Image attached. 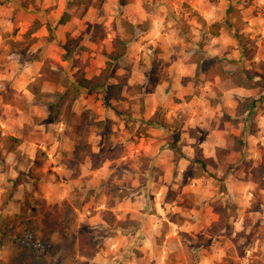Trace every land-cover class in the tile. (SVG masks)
I'll list each match as a JSON object with an SVG mask.
<instances>
[{"label": "rangeland", "instance_id": "1", "mask_svg": "<svg viewBox=\"0 0 264 264\" xmlns=\"http://www.w3.org/2000/svg\"><path fill=\"white\" fill-rule=\"evenodd\" d=\"M76 1L0 0L1 62L36 76L51 101L65 79L100 73L116 35L127 39L114 88L85 91L61 114L32 92L11 94L47 129L32 128L35 144L22 146L0 125V264H216L239 251L264 261V190L253 178L264 147V0ZM212 57L229 78L206 70ZM15 113L10 131L22 134ZM217 147L231 149L226 162ZM40 149L43 165L51 149L64 170H41ZM217 201L229 212L218 231ZM11 203L18 213L3 211ZM26 219L41 247L23 241Z\"/></svg>", "mask_w": 264, "mask_h": 264}, {"label": "trees", "instance_id": "2", "mask_svg": "<svg viewBox=\"0 0 264 264\" xmlns=\"http://www.w3.org/2000/svg\"><path fill=\"white\" fill-rule=\"evenodd\" d=\"M76 2L81 4L79 0H77ZM202 22L206 24L207 21L206 19L205 20L203 19ZM39 28H40L39 24L37 26L32 27V29H30L27 35L31 34L32 32L36 31ZM209 28H210V33L213 36H216L219 34V23L217 21H214L212 24H210ZM123 35H124L123 33L116 35L115 39L112 42L111 50L108 53L105 66L102 68L99 74L94 75L93 77H87L85 72H80V74L77 76L75 81H69V79H65V81L63 82L65 84L63 92L56 93L58 95L57 101H51V99L49 100L46 99L47 93L43 92L41 88L39 87L40 81L34 80L30 82L28 86L29 90L34 94V98L38 101L42 100L44 103L48 105V108L52 106H54L55 108L57 107L56 114L58 115V114H61L62 112L61 110L62 105L64 106V104L66 103L71 104L72 100H75L76 98H78V96L85 91L86 92L95 91V90L108 91V90L113 89L114 84L110 82L111 77H112V71L115 68V66H118L119 64H121V59L125 57L127 53V39H124ZM65 49L67 50V52L63 53L62 57L63 59L66 60L69 58V56H71L73 49L69 47L67 44L65 45ZM217 64H221V61L219 58H214V57L208 58L204 62V66L206 70L209 71L212 75L220 76L221 78H229L230 75H227V72H225L223 69L221 70V66ZM44 73H47V75L49 74V78H54V79H56L58 75L57 71L53 70L47 61H45L44 66H43V74ZM232 81L240 87L249 86L247 83V80L241 76L234 75ZM105 104L106 106H109V107L111 106L108 100V96L105 97ZM69 108H70V105L68 106V109ZM12 138H15V137H12V136L6 137L7 140H12ZM233 141H234L233 150L235 152H241L243 149V145H244V142L242 141L241 136L233 135ZM18 142H19V139H18ZM231 152L232 151L229 148L217 147L216 157L220 163H224L226 162L227 157ZM44 155H45V151L40 149L36 156V159H39L37 160L39 162H36V160L35 162L37 166H39L40 168L43 165L41 161V157H43ZM200 162L203 164L204 160ZM253 178L256 184L258 185V187L264 190V147H262V162L257 168L253 169ZM4 201L7 202V198H5ZM213 207H214V212L216 214V220L213 222L214 229L218 231V230L228 227L229 226V212L227 211V206L217 201L213 204ZM256 209H257V205H256V202L254 201L250 210H256ZM115 218L116 217L114 216V214H112L111 211H108L107 222L109 224L113 223L115 221ZM10 220L15 221V217H11L8 221ZM19 222H22V221H19ZM30 222L31 221L29 219H26V223L23 225L27 229H29V231H26V233L32 232L34 234V231H30V227H31ZM119 222L122 223V221H119ZM243 256L244 254L242 253V251H239L237 254L228 252L223 257V259L216 264H264V261L258 258H252L247 263H245L242 260Z\"/></svg>", "mask_w": 264, "mask_h": 264}, {"label": "crops", "instance_id": "3", "mask_svg": "<svg viewBox=\"0 0 264 264\" xmlns=\"http://www.w3.org/2000/svg\"><path fill=\"white\" fill-rule=\"evenodd\" d=\"M153 2V0H152ZM166 4H171L169 1L165 2ZM178 3V2H176ZM206 21L210 22L209 19ZM192 30V29H191ZM24 75L25 78L22 80L21 76ZM36 76L33 75H29V74H24V73H19L18 70L16 69V66L14 65V62H10L9 60L3 61L1 62L0 59V125L2 127H4L5 129V134H11L12 137H15L17 139H19V144L22 142V146H28L30 144H35L34 142H30L29 139H31V134H30V130L32 128L38 129L39 131L43 130L45 131L47 129L46 125H42L41 123H36L35 120L30 116V110H25L22 109L20 106H18V104H16V102L13 100L15 98L11 97V94H13L12 96L16 95V96H20V94H27L28 92L31 93V91L29 90V88L27 87L30 82H32L33 80H35ZM83 94H81L82 96ZM29 96V95H28ZM20 112L24 118H20L19 123H21L22 125L20 128V131L22 132V134H16L11 132V123H15L16 122V118L18 117L15 112ZM29 112L28 114H25ZM12 114H14L12 116ZM21 115V116H22ZM23 121V122H22ZM26 122V125L25 123ZM63 124V122H62ZM17 126V125H15ZM11 130V131H10ZM11 132V133H9ZM30 135H29V134ZM159 142V140H157ZM144 140L142 139L141 144H144ZM40 148H44L45 150H47L46 147H44V145H41ZM52 152V154L54 153V150H49ZM48 153H51L49 152ZM58 159H46V162H44L43 165V169L46 166V170L48 169V165L52 166V168L56 169V172L61 173L64 168L63 165L58 161H56ZM53 170V169H52ZM1 188V187H0ZM2 192V189H0ZM47 197V194H46ZM12 204V203H11ZM10 209V210H9ZM3 211H8L10 214H14V213H18L16 206H14V204H12V207H7L5 210Z\"/></svg>", "mask_w": 264, "mask_h": 264}, {"label": "built area", "instance_id": "4", "mask_svg": "<svg viewBox=\"0 0 264 264\" xmlns=\"http://www.w3.org/2000/svg\"><path fill=\"white\" fill-rule=\"evenodd\" d=\"M61 125H63V124H61ZM47 158L50 160H53L54 159L53 154L47 152ZM22 239L24 242H26V240H30L32 242L31 246H33L35 248H37L38 246L41 247L40 239L34 238V234L32 232L24 233Z\"/></svg>", "mask_w": 264, "mask_h": 264}]
</instances>
